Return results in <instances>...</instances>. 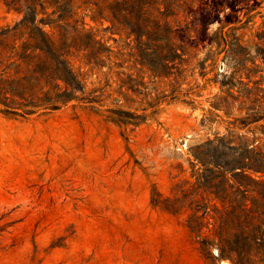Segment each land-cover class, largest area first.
Returning <instances> with one entry per match:
<instances>
[{
    "label": "rangeland",
    "instance_id": "1",
    "mask_svg": "<svg viewBox=\"0 0 264 264\" xmlns=\"http://www.w3.org/2000/svg\"><path fill=\"white\" fill-rule=\"evenodd\" d=\"M81 1L96 101L0 104V264H264V0H181L169 62Z\"/></svg>",
    "mask_w": 264,
    "mask_h": 264
},
{
    "label": "trees",
    "instance_id": "2",
    "mask_svg": "<svg viewBox=\"0 0 264 264\" xmlns=\"http://www.w3.org/2000/svg\"><path fill=\"white\" fill-rule=\"evenodd\" d=\"M81 2L92 19L103 18L111 28L131 37L139 53L158 52L168 62L182 53L173 37L181 0ZM5 5L20 17L12 25L0 27V77H4L0 104L6 107L4 112L24 116L57 109L70 100L95 102V96L84 91L69 55L81 52L86 63L99 66L100 56L110 50L84 27L82 17L73 18L76 10H71V0H5ZM161 66L168 67L165 62ZM247 168L264 175V165Z\"/></svg>",
    "mask_w": 264,
    "mask_h": 264
}]
</instances>
